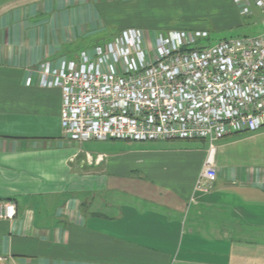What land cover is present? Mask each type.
Masks as SVG:
<instances>
[{
  "label": "crops",
  "instance_id": "crops-1",
  "mask_svg": "<svg viewBox=\"0 0 264 264\" xmlns=\"http://www.w3.org/2000/svg\"><path fill=\"white\" fill-rule=\"evenodd\" d=\"M154 1L0 0V201L18 209L0 221V264H264V129L219 141L213 189L195 193L207 143L110 141L137 150L128 172L124 153L66 136L62 91L39 84L41 64L59 69L125 30L147 42L195 31L132 20ZM225 8L241 26L234 1Z\"/></svg>",
  "mask_w": 264,
  "mask_h": 264
},
{
  "label": "built area",
  "instance_id": "built-area-1",
  "mask_svg": "<svg viewBox=\"0 0 264 264\" xmlns=\"http://www.w3.org/2000/svg\"><path fill=\"white\" fill-rule=\"evenodd\" d=\"M233 1L243 17L256 7L264 18V0ZM208 38L206 31L174 30L147 42L142 31L128 29L59 69L41 64L39 84L62 91V128L81 144L204 141L208 152L194 191L207 194L217 179L216 144L264 129V32L200 45ZM17 213L16 203L0 201V221Z\"/></svg>",
  "mask_w": 264,
  "mask_h": 264
},
{
  "label": "rangeland",
  "instance_id": "rangeland-1",
  "mask_svg": "<svg viewBox=\"0 0 264 264\" xmlns=\"http://www.w3.org/2000/svg\"><path fill=\"white\" fill-rule=\"evenodd\" d=\"M226 4L229 6V1ZM251 11L252 15L250 17L242 16L241 26L229 29V23L223 21L225 12H227L225 0H155L148 6L141 5L139 11L134 14V17L132 16V20H142L146 25L155 28H181L206 31L209 38L202 41L200 45L213 46L225 39L262 34L264 32L263 15L256 7H252ZM179 141L185 142L184 144L197 143L200 145H185L183 150H197L199 147L204 149L203 145L200 144L201 140L179 139ZM109 142L92 141L83 144V150L95 155L106 151V148L108 149L106 152L109 155L122 152L124 153V170L129 169L128 172L134 170L136 161L138 160L137 157L139 156L137 150L128 146L110 147ZM216 145L218 147V143Z\"/></svg>",
  "mask_w": 264,
  "mask_h": 264
}]
</instances>
